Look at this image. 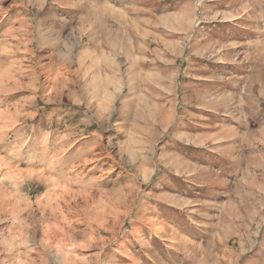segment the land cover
<instances>
[{
  "label": "rangeland",
  "instance_id": "374dc122",
  "mask_svg": "<svg viewBox=\"0 0 264 264\" xmlns=\"http://www.w3.org/2000/svg\"><path fill=\"white\" fill-rule=\"evenodd\" d=\"M0 264H264V0H0Z\"/></svg>",
  "mask_w": 264,
  "mask_h": 264
}]
</instances>
